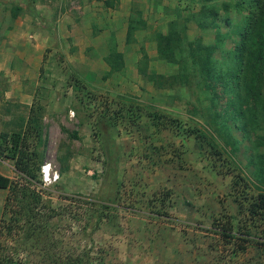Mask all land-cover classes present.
Here are the masks:
<instances>
[{
    "label": "rangeland",
    "instance_id": "obj_1",
    "mask_svg": "<svg viewBox=\"0 0 264 264\" xmlns=\"http://www.w3.org/2000/svg\"><path fill=\"white\" fill-rule=\"evenodd\" d=\"M238 1L114 0L110 8L98 0H0V134L20 119L24 127L40 106L42 133L29 140L41 165L58 174L44 185L40 165L42 199L54 215L32 236L27 226L18 235L7 230L8 191L0 189V264H57L59 256L84 264H264L263 246L235 250L220 229L229 221L259 234L247 208L264 190V130H243L232 110L217 108V124L227 127L217 135L221 155L186 132L217 125L193 56L211 58L217 72L232 67L231 40L214 52L196 45L215 36L198 20L210 23L215 9L232 27L243 24L249 8ZM173 31L175 60L157 50ZM113 51L122 54L118 69L105 60ZM154 113L176 121L158 131ZM0 172L19 175L5 157Z\"/></svg>",
    "mask_w": 264,
    "mask_h": 264
},
{
    "label": "trees",
    "instance_id": "obj_2",
    "mask_svg": "<svg viewBox=\"0 0 264 264\" xmlns=\"http://www.w3.org/2000/svg\"><path fill=\"white\" fill-rule=\"evenodd\" d=\"M98 1H101L106 7L112 8L115 6L114 0ZM244 2H246V7L249 9L243 24L232 27L230 19L220 17L215 9H210V13L213 14L210 23L198 20V24L204 28L212 25L215 36L208 47L200 40L196 45L200 46L202 51L208 52L211 50V52H214L216 48L222 47L226 40H231L232 45L226 51L225 56L231 60L232 67L227 71L217 72L218 70L215 69L213 61L210 60L211 58L204 59L201 56H193L192 71L198 72L203 79L204 88L209 92V110L214 109V114L211 116L212 122L215 121V124H217V118L220 116L217 108L226 114L232 110L235 114L232 117L235 124L239 128L242 127L243 130H250L251 133H254L256 127L264 130V96L262 93L264 86V0H240L238 6H242ZM18 9L17 7L16 10ZM12 15L16 16L15 13ZM222 24L226 28L230 25V29L226 34L221 31ZM135 27L134 24L128 26L127 40L130 39ZM233 36L236 38L233 39ZM179 43L180 35L173 31L168 36L159 37L157 50L164 58L175 60ZM180 59L184 65H187V60L183 57ZM105 60L112 69H118L123 63L122 54L118 51H113ZM149 77L151 80L155 77L162 78V76L155 74L149 75ZM184 77L187 81L189 74L186 75L185 73ZM40 110V106L31 108L24 127L23 119H20V122L15 123L14 129L10 132L0 134L2 140L0 157L13 160L19 172L17 178H11L0 172V189L8 191L4 199V212L9 214L5 227L9 232L15 231L16 235H18V230H16L18 226L21 228L27 226L31 231L29 236H32L36 230L47 226L54 215L52 214L54 209L50 206L46 207L42 199V192L45 188L41 187V181L38 177V171L42 163L41 153L29 140L31 137L39 139L41 136L42 126L40 120L42 116ZM151 120L158 131L174 125L176 121L157 113L151 116ZM176 125L178 128L181 126L180 124ZM208 125L210 126L208 129H202L201 126H192L191 129L186 131L187 135L204 142L209 150H213V154L221 155V151L218 150L217 135L227 133V127L225 124H217L216 127ZM261 163V166H263L264 159L261 160ZM260 169L262 170V167ZM88 202L91 204L96 203L94 200ZM97 203L100 207H109L101 202ZM46 209H49V212H46ZM99 209H96V211ZM247 213L251 221L261 223L258 235L253 236L249 227L245 230H239L229 221L220 228L226 242L232 244L235 250L238 251L246 250L253 242L264 247V190H260L254 198H250ZM100 220L101 217L98 216L94 225L97 226ZM57 259H59V262L58 260L56 262L57 264H84L81 256H59Z\"/></svg>",
    "mask_w": 264,
    "mask_h": 264
},
{
    "label": "built area",
    "instance_id": "obj_3",
    "mask_svg": "<svg viewBox=\"0 0 264 264\" xmlns=\"http://www.w3.org/2000/svg\"><path fill=\"white\" fill-rule=\"evenodd\" d=\"M41 175L44 185L52 183L58 178V174L53 170L50 162H46L41 165Z\"/></svg>",
    "mask_w": 264,
    "mask_h": 264
},
{
    "label": "crops",
    "instance_id": "obj_4",
    "mask_svg": "<svg viewBox=\"0 0 264 264\" xmlns=\"http://www.w3.org/2000/svg\"><path fill=\"white\" fill-rule=\"evenodd\" d=\"M9 115H10V114H7L6 116L9 117ZM26 117H27V116H25V118H26ZM12 118H13V117H12ZM19 119H20V118H19ZM5 121L7 122V124H10L9 127H12V126H13V125H11V122H12L11 117L5 119ZM16 123H17V122H16ZM14 126H15V123H14Z\"/></svg>",
    "mask_w": 264,
    "mask_h": 264
}]
</instances>
